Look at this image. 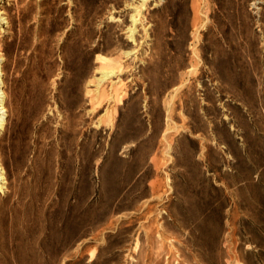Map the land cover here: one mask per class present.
I'll return each instance as SVG.
<instances>
[{
	"label": "rangeland",
	"instance_id": "374dc122",
	"mask_svg": "<svg viewBox=\"0 0 264 264\" xmlns=\"http://www.w3.org/2000/svg\"><path fill=\"white\" fill-rule=\"evenodd\" d=\"M0 14V264H264V0Z\"/></svg>",
	"mask_w": 264,
	"mask_h": 264
},
{
	"label": "bare ground",
	"instance_id": "6f19581e",
	"mask_svg": "<svg viewBox=\"0 0 264 264\" xmlns=\"http://www.w3.org/2000/svg\"><path fill=\"white\" fill-rule=\"evenodd\" d=\"M5 18H3L0 14V22H2ZM134 28H130L129 31H133ZM110 58L109 57H106V56H103V55H97L96 56V60L101 62V63H104L106 61H108ZM257 67V66H256ZM114 73V70H108V71H102L101 72V76L100 78L98 79V81H101L103 80L104 78H106L109 74H112ZM4 75V71H3V67L2 65L0 64V131L4 129V125H5V122H4V117H3V114L6 113V108L4 106V96H5V93L3 91V85H4V81L2 79V76ZM5 179L6 177L4 176V168L2 167L1 163H0V191L3 190V186H2V183H5Z\"/></svg>",
	"mask_w": 264,
	"mask_h": 264
}]
</instances>
